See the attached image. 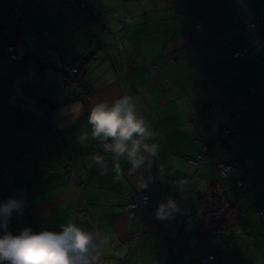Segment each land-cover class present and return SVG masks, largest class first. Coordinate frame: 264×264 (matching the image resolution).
Wrapping results in <instances>:
<instances>
[{
  "label": "crops",
  "instance_id": "obj_1",
  "mask_svg": "<svg viewBox=\"0 0 264 264\" xmlns=\"http://www.w3.org/2000/svg\"><path fill=\"white\" fill-rule=\"evenodd\" d=\"M82 1L94 12L85 23L72 0H38L29 10L32 0H0V23L12 8L25 10V31L14 45H25L29 52L27 59L17 61L0 53V203L23 193L28 205L26 211L12 214L7 231L18 235L30 227L34 232H58L62 224L73 222L96 234L103 264H190L197 247L200 257L214 256L206 264L235 263L219 259L230 250L217 237L245 232L254 214L238 223L240 210L233 203L229 207L238 216L230 224L209 225L201 205L208 206L210 191L220 193L222 202L229 196L238 199L241 195L230 191L237 181L264 187V68L255 75L247 69L258 64L254 60L264 67V0H120L122 33L112 31L107 21L115 0ZM258 15L263 21L255 23ZM196 19L204 21L202 33L195 31ZM227 30L232 37L228 40L237 44L228 58L216 54L213 72L207 73L208 65L194 66L192 39L199 34L200 43L210 47L216 41L208 44L207 39ZM120 37L121 48L115 49ZM240 47L247 50L246 58L234 57ZM40 51L51 68L34 61ZM76 60H84L80 83L68 82L59 71ZM225 66L229 82L221 89L215 81L225 74ZM245 78L252 80L245 83ZM249 87L258 91L256 96L237 110L233 96ZM125 94L133 97L138 114L157 133L149 141L158 145L157 155L140 170L145 180L152 177L143 190L136 185L138 176L130 175L126 155L119 159L122 175L117 181L114 171L101 175L92 159L103 156L109 169L115 163L102 142L78 141L91 133V105ZM187 120L199 123L198 134L189 138ZM224 129L229 136L217 140ZM203 149L209 154L196 166L190 159ZM225 157L240 161L227 181L213 166ZM139 191L149 196L141 209V229L139 219L127 215ZM250 195L264 198L257 190ZM201 197L204 203L195 200ZM168 198L180 211L169 219L155 218ZM137 232L139 240L134 238Z\"/></svg>",
  "mask_w": 264,
  "mask_h": 264
},
{
  "label": "clouds",
  "instance_id": "obj_2",
  "mask_svg": "<svg viewBox=\"0 0 264 264\" xmlns=\"http://www.w3.org/2000/svg\"><path fill=\"white\" fill-rule=\"evenodd\" d=\"M87 122L91 126V133L80 135L78 141L102 142L103 151L115 159L109 169L105 158L95 154L92 159L100 167V174L114 171V180L118 181L122 175L119 159L126 155L131 165L130 175L138 176L137 187L146 189L152 177L145 180L140 170L146 165L150 166L151 158L157 155L158 145L149 143L157 133L138 114L133 97L125 94L113 101L94 102L89 109ZM26 205L23 193L18 198L11 197L0 203V230L4 231L0 235V264H103L96 234L83 230L73 222L62 224L58 232H34L30 227L22 229L18 235L8 232L7 225L12 214L22 213ZM179 211L177 202L168 198L156 209L155 218L169 219ZM107 242L105 239L102 243Z\"/></svg>",
  "mask_w": 264,
  "mask_h": 264
},
{
  "label": "rangeland",
  "instance_id": "obj_3",
  "mask_svg": "<svg viewBox=\"0 0 264 264\" xmlns=\"http://www.w3.org/2000/svg\"><path fill=\"white\" fill-rule=\"evenodd\" d=\"M115 2H116L115 9H114L112 14L108 15L107 21H109V23L111 22L110 23L111 24L110 29L112 31H114L115 33H122L121 26L123 24V19H124L125 15H124V11L122 10V2L120 0H115ZM228 2L230 3V1H228ZM33 3H34V0H32V2L30 3V8L33 6ZM18 12H20L19 9H18ZM203 17L206 18L205 16H203ZM262 21H263V16H261V15H258L255 19V23L256 22H262ZM198 23H200L204 27V25H203L204 23H202V22H198ZM18 24H20V26H21L24 24V21L19 22ZM260 30H264V28L262 27ZM195 31L196 32L198 31V30H196V27H195ZM20 35L16 34L13 36V38L16 39L17 36H20ZM205 38H207V37H205ZM228 38L232 39V37H230L229 31L227 30L223 34H220L219 36H214V37L207 39L208 44H212L213 40H215L216 43L210 47H206V45H204L203 43H200V41L202 40L201 35L197 34L192 39L193 45L191 47V52L194 55V63H195L194 66L197 65L198 67L203 68L204 66L208 65L207 73L210 72V70H212V72H213V68L210 66H211L212 62L215 60L216 54H219L222 57L228 58V54L230 53V51L232 49L234 50L235 48H237L236 42H234V40L232 42L231 40H228ZM96 39L97 38L95 37L93 40L95 41ZM121 41L122 40H120L118 42V44L117 43L114 44L115 49L121 48ZM246 41H247L246 45L250 44L249 39H247ZM260 46L264 51V42H262L260 44ZM240 49H242L243 50L242 52L244 53L242 56V59L246 58L247 50L243 47H240ZM26 51H27V49H26ZM249 58H251V57H249ZM229 59H230V57H229ZM241 62H245V61L241 60ZM254 63H258V64L257 65L256 64L250 65L247 68L248 70L252 71L253 75L256 74L257 69L263 70V68H264L262 66V64H260L262 62L254 60ZM224 70H225V74L222 75V77H219L215 81L217 86L221 89L225 88V85L229 82V80H228L229 68L227 66H225ZM242 73H243V70H242ZM241 80H242L241 78L237 79V81H241ZM251 80H252L251 78H248V79L245 78L244 79L245 83H247L248 81H251ZM204 84L208 86L209 82L204 80ZM257 92L258 91L255 88L249 87V89L247 91H245L243 93L235 94L233 96V101H234L233 104L236 106L237 110L242 111L243 109H245V107L248 103V100H250L251 98L256 96ZM187 123L189 124V126L192 127V130H191V127L185 128L186 136L189 138L190 136L198 134L197 133L198 129L196 128V125H198L199 123H197V121H194V120H187ZM229 134H230V131L228 129H224L217 135V140L224 141L229 136ZM238 162H240V161L237 157H235V158L231 157L230 160H229V158L225 157V158L219 159V161L214 162V164H215V169L217 170L220 177L222 179H225V181H227L230 178L232 179L231 175L233 176V174H232L231 169L235 165V163H238ZM239 164H241V163H239ZM199 176H201V175H199ZM206 196H207V198H209L210 203L208 202V206H206L207 204H205V205H201V207L204 208L205 212H207L206 216L203 219H204V222L208 223L209 225L211 223H212V225L213 224L218 225V223H220V224H223L224 226H225V224H230L232 222V218L238 216V214L234 213L232 208L229 207L233 203L236 205V209L238 211L240 210V215H241L243 222L245 219H247V221H249L248 220L249 216L254 214L255 221L248 227V230H246L245 232H243V229H241L240 231H236L235 233L238 236H235L236 237L235 239H236V243L239 242L240 246L242 247V251H244L246 253V255L252 259L253 262L259 263V261H256L258 259V257H260L261 260L264 262V256L261 254V252L264 250V234H263V231L253 227V224H258L260 222V217L258 216L256 211H252L251 208H254V207H249V205H250L249 199L245 196L241 197L240 199H235L233 196H229V199H230L229 201L224 200L222 202L220 199L221 194L219 193V195H218V192H214V191H210L209 193H207ZM215 196H216V198L214 199L213 197H215ZM249 197L251 198V195H249ZM195 200H197V199H195ZM238 200H239V202H238ZM197 202H203V199L197 200ZM197 202H196V205H197ZM144 204H141L140 206L142 207V206H144ZM238 204L240 205V208H238V206H237ZM240 223L242 224V222H240ZM237 228L238 227H236L234 229H237ZM262 228H264V225H262ZM234 229H231V232H233ZM217 239H219L221 241V243L224 245L227 238L217 237ZM206 245L209 246L210 249L213 248V245L211 243H208ZM193 249H194V251L192 253V254H194L193 255V261L190 264H206L204 262V260L207 257H200V252H199L198 247L193 248ZM223 250H225V246L223 247ZM229 250H231L230 246H229ZM237 253L238 252H236V254ZM229 258L234 259L230 255V253H225L223 260H225V262H226V261H228ZM202 259H203V263H202ZM246 259H247V257H245L244 260H246ZM240 261L241 260H238L235 264H241ZM227 264H229V263H227Z\"/></svg>",
  "mask_w": 264,
  "mask_h": 264
},
{
  "label": "trees",
  "instance_id": "obj_4",
  "mask_svg": "<svg viewBox=\"0 0 264 264\" xmlns=\"http://www.w3.org/2000/svg\"><path fill=\"white\" fill-rule=\"evenodd\" d=\"M38 0H34V4L37 2ZM73 1V3H74V6H75V9L76 8H78V5H77V3L79 4V3H84V4H86L84 1H82V0H72ZM217 3L218 4H220L221 2L218 0L217 1ZM33 7V6H32ZM31 7V8H32ZM15 8H17V9H19V13L21 14V16H24V18H23V21L25 20V10H24V12H22L21 10H20V8L19 7H14V8H12L11 10H10V12H9V15L12 13V11L15 9ZM86 8H87V10H89V11H91V15L92 16H90L89 17V19H87V20H92L93 18H94V12H93V10L86 4ZM30 9V6H29V8H28V10ZM76 11H77V9H76ZM78 13V12H77ZM78 16L80 17V19L85 23V21H84V18L82 17V13L80 14V13H78ZM9 17V16H8ZM200 18V17H199ZM6 20V19H5ZM199 21H202L203 23H204V21L202 20V19H196L195 20V24H194V27L196 26V24H197V22H199ZM5 22L3 21L2 23H0V29H1V26L4 24ZM14 23L13 24H11L9 27H8V29H7V32H6V34L5 35H3L2 36V39H4V38H6L7 37V35L9 34V33H11L12 32V30H13V28H14ZM23 27H25L24 26V24H23ZM204 27H205V24H204ZM25 29V28H24ZM20 36H17V38L15 39V40H11L10 41V43L11 44H14V42L19 38ZM44 37L46 38L47 36L46 35H44ZM1 45V44H0ZM22 46H25V45H22ZM26 47V46H25ZM26 49H27V47H26ZM5 56V55H4ZM29 56V52L27 53L26 52V55H25V57H23V58H21L20 60H23V59H27V57ZM8 59H10L11 61H15V60H12L10 57H8V56H6ZM33 58H34V61L35 62H37L38 64H40L41 66H42V68L43 69H49V68H51V66H50V64L48 63V61L46 60V56H45V52L44 51H40V52H38V53H36V54H34L33 55ZM83 61L84 60H76L74 63H72V64H69V65H66L63 69H61L59 72H60V74L62 75V76H65L66 78H68L69 80H68V82H72V83H80V80L78 79V76H79V74H80V72H81V65L83 64ZM74 65H76V68H77V70H78V72H77V74H66L65 73V70L70 66L71 68H73L74 67ZM203 144H204V147H205V142L203 141ZM205 149V148H204ZM202 150L197 156H194L193 158H188V159H190V162H193V164L194 165H200V164H202V162H203V160L205 159V157H206V155L207 154H209V153H207V151L206 150ZM214 166V168H215V164L213 165ZM234 167V166H233ZM231 170H233V168L231 169ZM262 185V184H261ZM254 187V183H250V180L248 181V183L247 184H245V185H243V184H240V182L239 181H237L235 184H232V190H230L231 192H234L235 194H237V195H241L238 199H240L241 197H243V196H245V197H247L248 199H249V201H250V205H249V207H254V209H255V211H256V213L258 214V211H260L262 208H264V198L261 200V201H259L258 200V198H253V199H250V197L248 196V193H249V195H250V192L252 193V194H254L255 192H256V190H257V192H259L260 191V194L262 195V194H264V187L263 188H261V187H259V188H253ZM139 193H143V192H141V191H139ZM228 193H230V192H228ZM203 195V194H202ZM17 196H19V195H17ZM201 196V195H200ZM199 196V197H200ZM13 197H15V196H13ZM203 197H201V199H202ZM197 200H198V198H197ZM196 200V201H197ZM133 201V200H132ZM131 201V202H132ZM263 201V202H262ZM130 204V203H129ZM257 205V206H256ZM143 207V206H142ZM142 207H139V215H140V218L143 220V216H142V213H141V209H142ZM205 211L203 210V213H204ZM127 215H128V212H127ZM129 216V215H128ZM258 216H259V214H258ZM130 217V216H129ZM260 217V222L258 223V224H253V227H255L256 229H259V230H261V231H263V234H264V228H262V225H264V221H263V219H262V216H259ZM130 218H132V217H130ZM242 218H241V215H240V218H239V220H238V223H240V220H241ZM237 221V220H236ZM235 221V222H236ZM10 222V221H9ZM143 222H144V220H143ZM234 222V223H235ZM237 222L235 223V226H237V224H238ZM10 224H8L7 226H9ZM141 223L139 224V226L137 225V227H138V229L140 228L141 229ZM0 234L2 235V234H4L2 231L0 232ZM235 236H238V235H236V234H233V233H230L229 235H228V237H227V239H226V241H225V244L227 245V247L226 248H228L229 249V246H230V251H225L224 253H221V254H219V259L221 260V258L223 259V257H224V254L225 253H230V255L235 259H232V258H230V259H232V260H234L235 261V263L238 261V260H241L240 262H241V264H264V262L261 260V258L260 257H258V259L256 260V261H259V263H256V262H253L252 261V259L249 257V256H247L246 255V253L244 252V251H242V247L240 246V244H239V242H237L236 243V237ZM258 247V246H257ZM225 248V250H227ZM236 252H238L237 254H236ZM261 254L264 256V250L261 252ZM210 256H212V259L214 258V256L213 255H210ZM208 257V256H207ZM245 257H247V259L246 260H244L245 259ZM200 258V257H199ZM244 261H243V260ZM226 262H228V261H226ZM235 263H233V264H235Z\"/></svg>",
  "mask_w": 264,
  "mask_h": 264
},
{
  "label": "built area",
  "instance_id": "obj_5",
  "mask_svg": "<svg viewBox=\"0 0 264 264\" xmlns=\"http://www.w3.org/2000/svg\"><path fill=\"white\" fill-rule=\"evenodd\" d=\"M78 8L77 12L78 13H82V17L84 18V20L89 19L90 16H92L91 11L87 10L86 8V4L84 3H77ZM24 16H21V14H19L18 9L15 8L12 13L9 15L8 19L5 21V23L1 26L0 29V53L10 57L12 60H20L21 58L25 57L26 55V47L25 46H20L19 48L15 47L14 44H11V37H13L14 35H20L21 33H23L25 31L23 25L20 26V24H18L19 22L23 21ZM202 22V21H199ZM15 24L14 28L12 30L11 33H9L7 35L6 38L2 39V36L6 34L8 27L11 24ZM198 23V22H197ZM203 23V22H202ZM196 30H198L197 32L202 33L204 31V27L198 23L196 24ZM204 25V24H203ZM243 50L238 48L236 50V52L234 53V56L236 58H242L243 56ZM242 52V53H241ZM78 70L76 68V65H74L73 68H71L70 66L65 70L66 74H77ZM15 197H19V196H15ZM149 200V196L144 194V193H139L138 195H136L134 197V200L128 205V215L132 218H140L139 215V207H141V204H144L145 202H147ZM27 209V205L26 207L23 209V211H25ZM259 216H262V219L264 221V208H262L260 211H258ZM1 235V234H0ZM140 237V233L137 232L134 234V238H136V240H138ZM209 261H212V256H208L207 258H205L204 262L208 263ZM202 263H203V259H202Z\"/></svg>",
  "mask_w": 264,
  "mask_h": 264
},
{
  "label": "bare ground",
  "instance_id": "obj_6",
  "mask_svg": "<svg viewBox=\"0 0 264 264\" xmlns=\"http://www.w3.org/2000/svg\"><path fill=\"white\" fill-rule=\"evenodd\" d=\"M119 40H122V38L120 37ZM130 203H131V202H130ZM203 203H204V202H203ZM164 236H165L166 238H169V236H168L167 234H164Z\"/></svg>",
  "mask_w": 264,
  "mask_h": 264
},
{
  "label": "water",
  "instance_id": "obj_7",
  "mask_svg": "<svg viewBox=\"0 0 264 264\" xmlns=\"http://www.w3.org/2000/svg\"><path fill=\"white\" fill-rule=\"evenodd\" d=\"M233 168V167H232ZM139 221H140V223L142 224L143 223V220L141 219V218H139ZM8 224H10V223H8ZM3 235V234H2ZM210 262V261H209ZM208 262V263H209Z\"/></svg>",
  "mask_w": 264,
  "mask_h": 264
}]
</instances>
